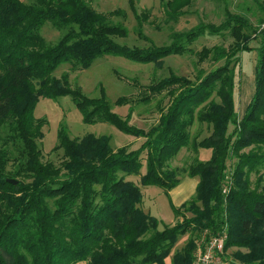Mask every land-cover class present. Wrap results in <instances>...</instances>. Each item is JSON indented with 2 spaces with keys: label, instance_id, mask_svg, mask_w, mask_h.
Segmentation results:
<instances>
[{
  "label": "trees",
  "instance_id": "16d2710c",
  "mask_svg": "<svg viewBox=\"0 0 264 264\" xmlns=\"http://www.w3.org/2000/svg\"><path fill=\"white\" fill-rule=\"evenodd\" d=\"M194 1L165 0L167 19L178 21ZM252 1L264 16V0ZM128 4L137 34L145 38L149 12L139 14L136 0ZM115 17L125 18L126 12H100L88 0H0V264H166L179 238L197 234L172 258V264H193L198 235L222 232L228 236L226 263L264 264V17L256 26L226 9L221 24L201 22L173 32L167 45L148 48L116 42L129 30ZM48 24L65 32L56 43L43 36ZM205 36H230L233 42L195 51ZM254 41L258 47L251 46ZM246 52L257 53L255 92L240 118L236 97ZM185 55L195 56L197 66L223 64L210 72L198 69L195 80L171 73L146 86L139 99L120 97L114 104L105 90L90 98L71 85L69 73L55 75L63 65L89 69L107 56L162 65ZM67 96L85 124H111L144 139L142 146L114 150L109 136L72 139L60 130L56 150L63 151L62 163L44 161L38 141L46 121L36 118V108L41 98ZM154 100L160 117L148 131L130 124L133 108L125 118L113 110ZM205 127L210 135L199 140ZM188 148L196 154L210 150V158L197 156L185 170L186 177L199 179L196 193L180 207L170 200L183 220L160 230L162 221L143 209V188L157 186L169 196L184 178L171 163ZM12 152L16 165L9 170ZM231 159L237 163L230 182ZM252 174L258 176L254 186ZM231 248L239 250L229 255Z\"/></svg>",
  "mask_w": 264,
  "mask_h": 264
},
{
  "label": "rangeland",
  "instance_id": "374dc122",
  "mask_svg": "<svg viewBox=\"0 0 264 264\" xmlns=\"http://www.w3.org/2000/svg\"><path fill=\"white\" fill-rule=\"evenodd\" d=\"M27 3L32 0H23ZM94 8L100 12H111L117 9H122L126 12V17H115V20L124 24L129 30V36L126 38H117L116 42L130 47L148 48L152 43L157 46H164L171 42V34L173 32L189 31L201 22L219 25L225 19L226 9L235 13L245 14L249 17L254 25H259V19L264 16L259 12L257 4L252 0H195L191 7L185 9V14L178 21H169L165 15V0H136L137 12L141 14L143 11L149 12V21L144 24V37L137 34V19L131 11L128 0H88ZM65 32L59 31L51 24H48L43 29V36L50 42L56 43ZM233 42L230 36H205L198 40L193 46L195 51L201 50L203 47H212L215 45L229 46ZM252 47H258V42H252ZM242 56V65L244 71L242 73V84L237 93V109L240 114L245 106L250 103V98L254 95L255 88V65L257 59L256 52H246ZM197 58L192 55L172 56L166 58L162 65H143L130 62L121 57L107 56L96 60L89 69L72 71L71 66L63 65L55 75L60 78L63 73H69L70 82L73 87H80L83 92L90 98H99L102 90H105L106 95L112 104L120 97H128L131 100H137L145 91V87L152 82L161 78L168 77L171 73L180 76L188 77L195 80L198 69H203L210 72L218 68L223 62L215 64L211 61L204 62L201 66H197ZM252 99V98H251ZM168 103V99L164 100V105ZM157 101H152L149 104H128L123 107L114 106L113 110L122 117H126L133 108V116L130 122L131 125L142 128L148 131L153 125H157L160 117V112L156 107ZM248 106V105H247ZM246 106V108H247ZM37 119H44V138L38 141V147L42 151L43 160L60 165L63 161V151L56 150L59 145L58 133L64 130L72 139H80L87 134H94L97 137H111V146L114 150L119 148H127L129 150L139 149L144 139L126 135L118 130L115 126L108 123H97L88 125L83 122L81 112L76 108L71 97H62L58 100H50L41 98L35 111ZM242 118V116H241ZM199 127H194L191 132L194 136L198 132ZM210 135V132L205 127L200 139ZM249 150H245L248 152ZM196 154L192 148L184 149L171 163V168L179 169L181 174V185L189 183L193 178L186 177L185 170L194 162L195 158L206 161L210 158L211 151L201 149ZM14 152L11 154L12 161L9 163V170H14L16 162ZM237 159H231L228 162L230 182L231 172L233 171ZM144 173L146 170L143 168ZM257 175H251L252 185L257 181ZM132 181L139 182V178L132 176ZM195 179V178H194ZM198 181L199 179L196 178ZM195 179V180H196ZM193 182V181H192ZM264 188V179L261 183ZM196 188L193 190V195L187 199L190 200L194 195ZM170 200L166 191L157 186L143 188V209L152 212V216L162 221L160 230H163L164 225H175L183 220L182 216L176 217L173 212ZM182 215L184 212L181 213ZM187 217H192L190 213ZM220 234H225L222 232ZM217 234V235H220ZM192 234H187L177 241L172 255L166 259V264H172V258L176 252L182 251L189 239L196 237ZM205 236H199L202 240ZM228 236H226V241ZM225 250V249H224ZM238 248H231L228 253L232 255ZM247 252L246 249H241ZM196 253V252H195ZM194 253V261H195ZM194 264V262H193ZM223 264H230L223 260Z\"/></svg>",
  "mask_w": 264,
  "mask_h": 264
},
{
  "label": "built area",
  "instance_id": "2783aa9c",
  "mask_svg": "<svg viewBox=\"0 0 264 264\" xmlns=\"http://www.w3.org/2000/svg\"><path fill=\"white\" fill-rule=\"evenodd\" d=\"M226 236L227 234L213 235L199 240L194 264H223Z\"/></svg>",
  "mask_w": 264,
  "mask_h": 264
},
{
  "label": "crops",
  "instance_id": "0c3cea01",
  "mask_svg": "<svg viewBox=\"0 0 264 264\" xmlns=\"http://www.w3.org/2000/svg\"><path fill=\"white\" fill-rule=\"evenodd\" d=\"M254 92H255V88H254ZM251 98H250V101H251ZM246 106L242 110V112L239 114L240 118H241V116H243V114L246 110ZM195 179L194 178L192 179L193 182L190 180L189 183L182 184V185L180 184L178 187H176L175 189H173L169 193V196L172 199V202L176 207H180L183 203L186 202L187 199H189L193 195V193H194L193 190H194V188H197V185L199 182L197 179L196 180ZM146 212L150 213L152 215L151 210L150 211L147 210Z\"/></svg>",
  "mask_w": 264,
  "mask_h": 264
},
{
  "label": "water",
  "instance_id": "95a60500",
  "mask_svg": "<svg viewBox=\"0 0 264 264\" xmlns=\"http://www.w3.org/2000/svg\"><path fill=\"white\" fill-rule=\"evenodd\" d=\"M8 183L11 184V185H14V186L18 185V181L17 180H13V179H9Z\"/></svg>",
  "mask_w": 264,
  "mask_h": 264
}]
</instances>
